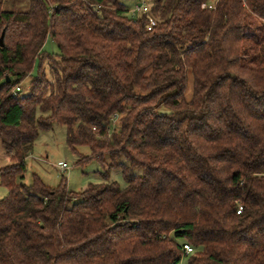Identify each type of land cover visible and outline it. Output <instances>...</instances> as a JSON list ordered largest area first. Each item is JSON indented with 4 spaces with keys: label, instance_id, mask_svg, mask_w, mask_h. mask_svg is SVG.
I'll use <instances>...</instances> for the list:
<instances>
[{
    "label": "trees",
    "instance_id": "16d2710c",
    "mask_svg": "<svg viewBox=\"0 0 264 264\" xmlns=\"http://www.w3.org/2000/svg\"><path fill=\"white\" fill-rule=\"evenodd\" d=\"M26 1L0 0V264H264V0ZM56 124L104 182L23 183Z\"/></svg>",
    "mask_w": 264,
    "mask_h": 264
},
{
    "label": "rangeland",
    "instance_id": "374dc122",
    "mask_svg": "<svg viewBox=\"0 0 264 264\" xmlns=\"http://www.w3.org/2000/svg\"><path fill=\"white\" fill-rule=\"evenodd\" d=\"M128 9L133 11L135 5L140 1L123 0ZM146 3L148 1H145ZM4 9L12 11L27 10L28 2L26 0H4ZM148 4V3H147ZM44 52L55 55L59 53L57 45L48 39L44 46ZM47 66L45 65V68ZM48 73V69L46 70ZM38 73L36 66L32 77ZM32 77H27L21 84L20 88L23 95H27L30 91ZM193 80L190 77L186 98L190 99L193 95ZM66 128L62 125H54L52 129L40 133L37 139L32 154L26 160V172L24 174L23 183L31 185L34 175L40 177L42 182L51 188H56L61 183L62 178L67 179L69 190L79 193L84 191L89 184H99L105 180L102 173L105 172L101 163L98 161H90L86 164L78 165L80 155L90 156L91 151L88 147L79 148V152L75 153L69 149L66 144ZM11 159L6 155L0 139V169L11 165ZM67 165V169L62 170L59 164ZM110 181L117 182L122 188L126 187L123 173L120 169H112L110 173ZM8 191L0 184V199L7 196ZM180 264H189L188 257L184 256Z\"/></svg>",
    "mask_w": 264,
    "mask_h": 264
},
{
    "label": "built area",
    "instance_id": "2783aa9c",
    "mask_svg": "<svg viewBox=\"0 0 264 264\" xmlns=\"http://www.w3.org/2000/svg\"><path fill=\"white\" fill-rule=\"evenodd\" d=\"M133 13L149 14L150 13L149 5L145 2V0L141 1L140 4H137L135 6V8L133 9ZM156 25H157V21L152 16H150L148 30L149 31L152 30ZM16 92L17 93L21 92V88L18 87L16 89ZM59 168H61L62 170H65L68 167L66 164L60 163ZM184 250H185L186 254H188V255L192 254L194 252L193 248L191 246H187V245L184 246Z\"/></svg>",
    "mask_w": 264,
    "mask_h": 264
},
{
    "label": "water",
    "instance_id": "95a60500",
    "mask_svg": "<svg viewBox=\"0 0 264 264\" xmlns=\"http://www.w3.org/2000/svg\"><path fill=\"white\" fill-rule=\"evenodd\" d=\"M3 39H4V35H2L1 39H0V45L3 46L4 43H3ZM7 82H10V78L7 77Z\"/></svg>",
    "mask_w": 264,
    "mask_h": 264
}]
</instances>
